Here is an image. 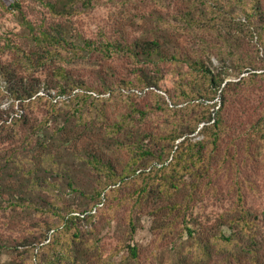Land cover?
<instances>
[{
  "label": "trees",
  "instance_id": "obj_1",
  "mask_svg": "<svg viewBox=\"0 0 264 264\" xmlns=\"http://www.w3.org/2000/svg\"><path fill=\"white\" fill-rule=\"evenodd\" d=\"M86 3L90 5L91 0H55L48 7L55 17L66 18ZM177 19L180 26L158 22L152 39L129 41L121 30L117 38L100 44L80 37L72 41L63 22L40 28L37 33L30 26L40 55L36 61L34 54L25 53L32 64L46 65L62 50L96 51L105 58L126 55L133 60L132 77L111 81L103 78L102 88H90L58 68L53 76L55 85L45 92V82L40 78L25 81L17 75L16 62L0 63V144L17 141L18 128H29L37 137L29 167L17 160V149L0 159V211L23 208L32 216L45 208H66L60 222L37 221L38 233L31 234L16 247L18 251L25 249L32 264L38 263L41 252L52 250L53 258L45 264H82V250L79 244L75 245L83 232L82 223L96 218L108 200L118 195L115 193L130 187L131 192L119 199L118 205L133 200V209L146 206L145 211L169 233L183 223L188 234L198 240L196 232L187 226L188 218L200 196L218 193L214 182L220 174H232L229 194H234L236 200L231 208L239 209L225 216L224 225L231 234L225 236L220 229L214 235L213 244L218 248L205 243L200 249L206 254H211L213 249L221 255L220 241L230 244L252 236L254 223L246 209V191H253L255 186L243 173L246 160L238 157L244 152L249 162L258 157L264 160V112L235 134V127L243 126L230 120L228 107L239 95L240 86L254 82L260 75L252 73L238 81L226 79L264 69V0H188V8ZM207 32L211 34L209 40L203 36ZM191 38L196 46L180 45L181 40L191 41ZM249 40H256V54L251 58L244 56ZM170 45L175 46L173 51L168 49ZM215 55L228 57L218 58L221 67H213L211 57ZM168 70L174 72L166 77ZM169 80L174 81L172 87ZM56 88V97L64 101H55L50 89ZM116 92L120 94L118 100L127 99L126 112L114 111L112 117L102 109L96 116L86 115L87 106L100 99L110 101ZM146 94L158 100L153 108L145 110L133 104L136 98ZM5 98L12 101L1 107ZM107 101L103 103H110ZM17 103L21 115H17ZM65 103L74 106L66 110ZM42 105L47 117L35 121L33 114ZM161 111L172 118L168 130L143 129L145 119L151 120L152 114ZM57 114L65 117V121L50 119ZM51 125H57L58 129L48 136L46 132ZM200 125L202 140L194 142L185 136L195 133ZM31 144L29 138L27 145ZM61 151L75 158L94 177L96 185L91 192H83L72 167L63 166ZM61 183L70 191L68 199L76 196L89 199L88 208L74 207L75 204L58 195ZM129 225L135 231L133 220ZM60 243L62 248L56 249ZM127 249L131 256L138 257L135 246L129 245ZM219 262L264 264V257L256 246H247L241 251L229 250Z\"/></svg>",
  "mask_w": 264,
  "mask_h": 264
},
{
  "label": "rangeland",
  "instance_id": "obj_2",
  "mask_svg": "<svg viewBox=\"0 0 264 264\" xmlns=\"http://www.w3.org/2000/svg\"><path fill=\"white\" fill-rule=\"evenodd\" d=\"M54 1L0 0V51H3L0 54V63L16 62L17 75L24 77L25 81L40 78L45 82V92L48 87L55 85L56 81L53 80V76L58 68L66 70L70 78L84 82L90 88H102L103 78L111 81L132 77L135 65L133 60L126 55L105 58L96 51L90 53L79 50L76 52L62 50L60 55L50 58L46 65H37L36 62L32 64L26 59L25 53L34 54L33 58L36 61L40 55L37 53L38 48L31 35L30 26L37 33L40 28H47L57 22H63L72 41L80 37L97 44L106 39L114 40L121 30L128 36L129 41L143 38L152 39L155 36L154 32L158 30V22L180 26L181 23L177 19L179 13L188 8V0H91L90 5L86 3L78 6L79 11L73 16L59 18L55 17L48 7V4ZM11 4L17 5L18 8L14 9L15 7H12ZM209 34L210 32L205 33L204 38L209 40L211 36ZM255 43L256 40L247 41L244 56L251 58L256 54ZM180 45L185 48L196 46L192 38L191 41L190 39L181 40ZM168 49L173 51L175 46L170 45ZM218 58L227 60L228 57L222 55ZM218 58L217 55L211 57L213 67L222 66ZM171 72L174 71L168 70L166 77ZM252 73H257L260 76H257L254 82L248 81L240 86L239 95L228 107L230 120L233 123L235 120L237 124L243 126L235 127V134H238L250 122L258 119L262 111L264 112V69L245 72L239 78L228 76L226 79L227 81H238L242 77H249ZM65 81L62 80V83ZM173 83V80L168 82L171 87ZM57 89H50L51 94L55 101L62 102L63 98L56 97ZM41 93H43V89ZM118 96L120 94L116 92L109 98L110 101L100 99V102L87 106L84 110L86 115L96 116L102 109L112 117L115 116V113L126 112L128 110V105L125 103L127 99L125 101L118 100ZM11 101L5 98L2 100L1 107L8 106ZM103 101L110 103L104 104ZM156 101L158 100L154 96L146 94L136 98L133 104L146 110L153 108ZM73 106L74 104L65 103L63 108L69 110ZM44 108L42 105L33 114L35 121H41L47 117ZM15 109L17 115L22 114L18 103ZM114 111L115 113H113ZM50 119L65 121V117H60L59 114L51 116ZM171 120L172 118L168 114L161 111L152 114L151 120L145 119L142 125L143 129L149 131H167L171 126ZM50 127L46 132L48 136L58 129L57 125ZM201 128L202 125L195 133H187L185 136L194 142L202 140L203 136L199 134ZM18 130L17 141L0 144V159H3L10 151L17 149V160H21V165L29 167L37 145V137L29 128H18ZM184 137L177 140L176 145ZM29 138L32 142L30 146L27 145ZM61 152L63 166L72 167L75 175L80 179L78 184L83 192H91L96 185L94 177L89 175V171L81 167L75 158L68 156L65 151ZM171 159L172 157L169 160ZM238 159L246 160L243 173L251 179L255 186L253 191H246V209L251 213V220L254 223L253 237L248 235L243 237L241 242L230 244L220 241L223 244V247H220L221 255L215 253L213 247L211 254H206L204 250L200 249V245L203 246L205 243L214 245L216 240L214 235L220 229L225 236L231 234L230 229L224 225L227 222L225 216L239 209L231 208L236 200L234 194H229L232 174H220L216 177L214 185L218 193L210 192L200 196L192 207L187 226L196 232L195 236L198 237V240L188 234L183 223H179L176 230L169 233L163 229L161 223L154 216L145 211L146 206L133 209V200L118 205L119 199L125 198L131 192L132 187H130L115 193L118 195H114L108 200L105 209L98 213L96 218H92L89 223H82L83 232L75 243V245L79 244L82 250L80 253L81 263L85 264L86 261L87 264H221L219 260L226 257L229 250L241 251L247 246H256L260 256L264 257V160L262 157H258L256 161L249 162L244 152L240 153ZM43 173L45 174V171ZM69 193L66 185L61 183L58 195L75 204L74 207L79 206L81 210L88 208L89 199L84 197L77 199V196L68 199ZM48 196L52 198L53 195L49 193ZM64 214H66V208H45L39 213L34 212L32 216L23 208L1 210L0 264H32L33 262L30 261L29 254L25 249L19 248L18 251L16 247L31 234L38 233L36 231L39 229L37 221L57 223L60 222L61 216ZM132 220L135 224V231L129 225ZM63 243L57 245L56 249H61ZM129 245L138 249V257L134 258L129 254L127 249ZM52 258L53 250L45 254L41 252L37 264H45ZM244 264L250 263L244 262Z\"/></svg>",
  "mask_w": 264,
  "mask_h": 264
}]
</instances>
